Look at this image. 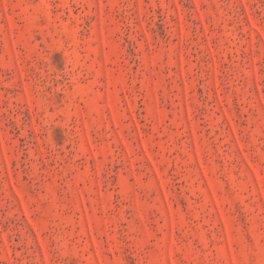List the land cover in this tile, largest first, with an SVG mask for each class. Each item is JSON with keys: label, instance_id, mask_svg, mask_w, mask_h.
Listing matches in <instances>:
<instances>
[{"label": "rangeland", "instance_id": "1", "mask_svg": "<svg viewBox=\"0 0 264 264\" xmlns=\"http://www.w3.org/2000/svg\"><path fill=\"white\" fill-rule=\"evenodd\" d=\"M0 264H264V0H0Z\"/></svg>", "mask_w": 264, "mask_h": 264}]
</instances>
